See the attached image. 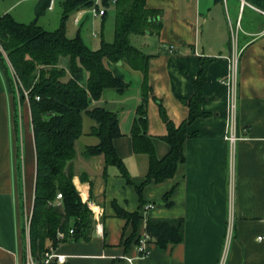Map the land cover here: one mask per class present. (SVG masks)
I'll return each mask as SVG.
<instances>
[{"label": "crops", "instance_id": "1", "mask_svg": "<svg viewBox=\"0 0 264 264\" xmlns=\"http://www.w3.org/2000/svg\"><path fill=\"white\" fill-rule=\"evenodd\" d=\"M40 3L44 2L36 0L35 13ZM146 5L160 10L163 24L159 29L131 34V41L152 55L147 132L157 156L163 157L170 149L162 138L168 127L160 102L174 123L187 118L190 108L185 99L194 93L204 64L202 109L206 114L188 125L191 135L184 144L185 159L178 163L175 174L145 184L141 193L137 186L146 179L150 159L148 153L134 150L131 132L144 99L143 72L125 59L106 58V65L130 85L123 92L105 89L90 106L103 105L118 113L122 134L114 144L131 181L116 164L107 165L103 153H85L99 137L92 133L96 121L84 113L83 132L75 141L73 171L83 200L90 202L94 228L89 239L70 237L57 250L66 254L64 264H264L263 9L251 0H146ZM55 7L56 0H50L41 16ZM10 10L2 9L0 16ZM74 13L79 20L74 16L73 22L83 23L85 8ZM97 34L98 30L93 31ZM234 59L240 138L231 144L226 133ZM70 62L69 56H61L59 65L69 70ZM10 74L0 54V264H17L31 250L25 220L34 207L37 170L30 103L16 96ZM88 75L81 66V84H87ZM69 77L68 71L63 79ZM84 174L88 179L81 178ZM170 190L172 203L168 205L164 194ZM148 202L153 206L144 210L143 204ZM115 204L138 211L137 223L118 215ZM149 217H182L183 239L162 247L151 237L148 255L140 256L139 237L147 233Z\"/></svg>", "mask_w": 264, "mask_h": 264}, {"label": "trees", "instance_id": "2", "mask_svg": "<svg viewBox=\"0 0 264 264\" xmlns=\"http://www.w3.org/2000/svg\"><path fill=\"white\" fill-rule=\"evenodd\" d=\"M42 1L44 3L37 6L36 17L29 22L18 21L9 12L0 16V46L3 49L0 48V54L15 73L14 81L11 69L10 78L16 96L21 101L27 98L31 108L37 170L30 246L36 257H40L50 245L57 246L70 237L87 240L94 228L91 205L83 200L76 187L73 171L75 141L83 132L84 113L96 121L92 133L99 137V142L88 145L85 153H103L106 164H116L131 181L128 168L114 144V139L122 134L118 113L103 105L90 106L93 99L103 96L105 89L115 88L123 92L130 85L106 65V58L125 59L131 67L143 72L144 99L137 108L131 132L134 150L148 153L150 159L146 179L137 186L141 193L145 184L162 181L175 174L178 163L185 159L184 144L191 135L188 125L196 117L206 114L202 109L204 64L196 79L194 93L185 99L190 108L187 118L180 124L174 123L160 102V112L168 127L162 138L170 144V149L163 157H158L152 136L147 132L146 102L150 93L149 61L152 55L134 45L131 34L159 29L163 24L159 19L160 10L148 7L146 0H101L106 9L103 16L107 15L106 7L114 4V38L107 41L102 37L100 46L91 48L84 41L80 29L74 36H69L65 23L72 12L93 5L96 0H62L61 21L54 29L39 23V17L50 4V0ZM251 1L264 9V0ZM61 56L70 57L69 70L59 65ZM81 66L89 73L86 85L78 79ZM68 71L70 77L65 80L63 77ZM81 178L88 179L85 174ZM172 191L164 194L168 205L172 203ZM58 192H62L60 202H57ZM115 207L118 215L137 223L138 211H128L117 204ZM71 228L73 233H70ZM59 231L65 232V236L59 237ZM147 232L165 247L183 239L184 219L149 217Z\"/></svg>", "mask_w": 264, "mask_h": 264}, {"label": "rangeland", "instance_id": "3", "mask_svg": "<svg viewBox=\"0 0 264 264\" xmlns=\"http://www.w3.org/2000/svg\"><path fill=\"white\" fill-rule=\"evenodd\" d=\"M18 0H0V11L2 9H6L8 7L11 8L10 11L14 15L16 14V19L24 20V21H31L36 17V13L34 11V5L36 0H23L17 2ZM62 0H56V7L53 10H50L46 13L45 16H41L39 18V22L45 25V27L49 29L56 28L61 21L62 16ZM101 1V0H100ZM98 2V7H105L101 2ZM114 4L112 3L110 6H107V15L104 16H93L91 15L90 6H85L81 8H85V15L82 18L83 23L77 25L73 22V17L75 13L72 12L70 16L66 20V31L69 36H74L78 29L80 28V33L84 39V41L91 47V48H98L101 44L102 37L108 40H113L114 38V30H115V10ZM1 13V12H0ZM81 21V22H82ZM97 35H93V31H97ZM103 30V33L101 32ZM2 49V47L0 46ZM3 50V49H2ZM6 55V53H4ZM12 69V76H15V73ZM16 78L14 79V81ZM16 83V82H15ZM106 97L108 99V92L106 93ZM62 197L57 198V202L61 201ZM29 221L28 218L25 220V228L30 234V229L28 228Z\"/></svg>", "mask_w": 264, "mask_h": 264}, {"label": "built area", "instance_id": "4", "mask_svg": "<svg viewBox=\"0 0 264 264\" xmlns=\"http://www.w3.org/2000/svg\"><path fill=\"white\" fill-rule=\"evenodd\" d=\"M100 0H96V3L90 6L91 8V15L93 16H103L106 9L105 7H98L97 3ZM264 12V9L262 10ZM75 21L79 20V16H75ZM171 48L173 49V45H171ZM236 76H237V59H234L232 61L231 65V84H232V90H231V96H230V116H229V122H228V128L226 133V138L230 141L231 144H234L240 136L237 134L236 131V117H237V93L235 90V84H236ZM62 197V192H58L57 198ZM90 204V202H89ZM153 206L152 203L148 202L143 204V209L148 210ZM28 218L29 224L28 228L30 229V223H31V215ZM29 231V230H28ZM70 233H73V228L70 229ZM59 237H64L65 232L59 231L58 232ZM231 237V228L228 230L227 239ZM149 238H151V235L147 232L139 237L138 242V253L140 256H147L149 253V250L147 248V244L149 241ZM259 238H262V235L259 236ZM130 260H133V258H129ZM66 262V254L59 252L57 250V246L50 245L46 250H44L40 257H36L31 250L27 253L25 256V259L22 261H19L17 264H53V263H65Z\"/></svg>", "mask_w": 264, "mask_h": 264}, {"label": "water", "instance_id": "5", "mask_svg": "<svg viewBox=\"0 0 264 264\" xmlns=\"http://www.w3.org/2000/svg\"><path fill=\"white\" fill-rule=\"evenodd\" d=\"M119 61H121V60H119Z\"/></svg>", "mask_w": 264, "mask_h": 264}]
</instances>
